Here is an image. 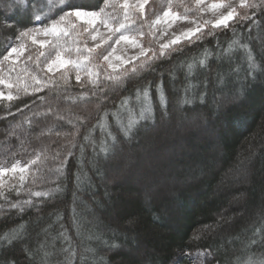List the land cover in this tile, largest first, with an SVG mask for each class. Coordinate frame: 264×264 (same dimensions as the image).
Returning <instances> with one entry per match:
<instances>
[{
  "label": "trees",
  "instance_id": "obj_1",
  "mask_svg": "<svg viewBox=\"0 0 264 264\" xmlns=\"http://www.w3.org/2000/svg\"><path fill=\"white\" fill-rule=\"evenodd\" d=\"M8 3L0 0V57L18 43L19 30L33 26L19 14L7 16L16 22L13 27L2 26ZM72 3L89 9L102 6V0ZM172 3L173 11L180 16L184 7H196L195 0ZM166 4L167 0H150L145 7L147 20L151 22L166 10ZM237 9L243 15L244 10ZM253 13V20L237 18L229 28L216 29L213 35H207L210 25L205 27L204 38L195 43L181 41V50L170 59L157 61L155 71L142 73L127 80L123 87L106 92L107 100L99 113L94 100L73 104L65 99V95L79 97L92 90L88 84L82 88L74 73H70L66 94L45 89L11 103L0 101V117H6L0 118V165L10 167L17 160L25 164L34 158L33 153L46 149L41 160L29 166L19 195L15 190L7 191V185L19 186L20 174H9L4 183L9 201L31 199L33 203L20 213L9 209L0 198L4 206L0 210V235L20 225L24 233V239L10 247L0 245V264L9 259L16 264H41L45 253L50 254L47 264H64L67 253L62 249L69 243L61 233L70 238L76 251L73 264H237V260L248 257L264 259V75L245 85L247 62L243 50L223 55L228 44L239 39L264 69V6L248 11L249 15ZM200 15L201 10L188 13L189 19H199ZM144 32L139 37L142 44L156 47V38L148 34L147 28ZM206 49L211 52L207 68L197 65L195 75L188 78L200 84L197 95L205 91L207 81L206 102L193 99L181 106L178 101L188 79L179 66L199 59ZM41 51L51 54L50 48L29 42L17 71L28 55L35 58ZM27 63L32 67L31 61ZM237 66L239 78L233 72ZM101 72V86L111 89V82L103 81V69ZM173 72L174 81L169 79ZM161 73L171 118L160 119L158 114L155 125H142L133 139L125 141L111 113L119 110L125 97H132L130 104L134 106L136 89L149 82L154 86ZM48 75L58 79L60 73ZM81 75L84 83L87 77ZM221 75L228 81L225 87L216 84ZM241 86L247 87L246 98L218 114L213 109L214 98L225 100ZM0 90L7 92L2 85ZM105 111L109 113L110 130L120 140L116 152L107 158L103 154L94 156L93 144L83 139ZM56 115L66 119L58 120ZM76 116L88 119L80 126L76 147L71 149L73 155L67 159L63 173H57L59 160L54 157L59 151L63 158L67 140L71 139L65 133L75 131L67 119ZM102 138L107 139L106 134L96 127L91 133L96 153ZM57 186L61 192L55 198L31 195ZM73 208L77 223L73 222ZM24 247L32 252L33 259L26 258ZM205 249L211 255L198 257L197 253Z\"/></svg>",
  "mask_w": 264,
  "mask_h": 264
},
{
  "label": "snow or ice",
  "instance_id": "obj_2",
  "mask_svg": "<svg viewBox=\"0 0 264 264\" xmlns=\"http://www.w3.org/2000/svg\"><path fill=\"white\" fill-rule=\"evenodd\" d=\"M149 0H102V6L96 9H89L72 3V0H9L5 10V21L2 26L13 27L16 23L7 18L8 14L22 15L27 17L33 26H25L18 31L16 40L18 43L11 46L6 54L0 57V85L7 89V92L0 90V101H8L21 99L22 96L35 95L45 89L49 91H61L67 93V86L70 83V73L75 74V80L80 83L83 88L85 84L91 85V92H83L79 97L65 95V99L75 104L78 100H94L95 109L99 113L101 105L107 100L106 92L115 91L123 87L127 80L134 77H139L142 73L155 71L153 65L157 61L170 59L172 54L181 50V41H187L189 44L202 40L205 36L203 29L209 27L207 35H213L216 29L229 28L230 23L236 21L237 18L242 21L253 20L255 13L248 14L250 9H259L264 6V0H239V8L244 10L243 15L238 11L237 7L232 5L231 0H221L220 3H212L211 8L227 7L229 10L226 14L221 13L219 17L212 21H204L203 24L196 23V20H190L188 13L190 11L200 12V5L204 0H195L196 7L190 9L184 7V14L178 15L173 11L172 0H167L165 5L166 10L157 15L155 19L149 22L145 14V5ZM183 6V5H181ZM55 14V18H53ZM186 20L196 24L195 28L181 32L179 35L173 33L174 38L165 43H160L155 40L156 47L149 44L145 47L139 40V37L145 35L144 28L148 29V34L153 38L156 37L155 27L157 25H165L162 34H166L167 29L172 23L177 20ZM137 20L140 21L137 24ZM251 26L249 27V31ZM199 33V34H198ZM235 35V33H234ZM44 37V39H37ZM89 41L94 42L89 47ZM38 44L42 49H51V54H46L44 51L33 58L32 55L26 57V62L23 67L17 71L18 62L21 56L27 51L28 43ZM131 45L138 49L135 56L123 57L117 54V46ZM237 49H242L246 63V75L243 77L245 85L249 82H255L258 75H264L262 69L256 62L251 50L246 44H241L239 39H234L228 44V47L223 50L224 56H230ZM100 50V51H97ZM211 52L205 50L199 59H193L186 65L181 64L179 67L184 70L185 78L188 79L195 75L197 65L201 68H207ZM41 57L44 60L41 61ZM28 61L32 62V67L28 66ZM119 61V64L114 63ZM139 61V63H135ZM127 65H131L127 67ZM103 81L111 82V89L107 85L102 84ZM111 69V72H108ZM63 70V71H61ZM59 72L58 79H53L48 74ZM235 76L239 78L240 68L237 66L233 70ZM15 73V75H12ZM87 77L84 83L82 75ZM118 73V74H117ZM233 73H230L231 76ZM164 74H160L159 82L154 86L149 82L142 88H137L134 94V106L130 104L132 97H125L119 106L117 112L111 113L115 120L116 128L119 136L125 141L133 139L139 132L142 125H155L158 119L171 118L169 109V97L166 95ZM169 79L175 80V73H169ZM228 81L221 75L216 81L218 87H225ZM205 91L197 95L196 89L200 87L199 83H192L188 79V83L183 88V96L178 103L183 106L192 103L193 99H199L201 103L206 102L207 96V81H204ZM153 88L155 91V101L153 100ZM247 95V87L241 86L225 100L214 98L213 109L219 114L227 110L229 106L239 104ZM51 113L52 110L49 109ZM12 115V113H8ZM109 113L105 111L100 120L91 129L88 134L84 135L85 141H90L94 147V156L103 154L105 158L114 154L120 144L117 134H114L108 123ZM6 118V117H0ZM56 119L65 120V116L56 115ZM88 117L76 116L67 119V123L75 126V131L71 134L65 133V136L71 135V139L67 140L65 148L67 149L61 159V153L58 151L54 159L59 160V166L55 169L57 173H63L67 159L73 155L71 149L76 147V137L80 134V126L85 124ZM99 127L106 134L107 139H101L99 145V153L95 152V141L91 140V133ZM51 131V130H50ZM43 151H46L44 149ZM42 152L33 153V159L25 164L20 161H15L10 167L0 165V198H3L9 205V209H16L23 213L25 207L32 206V200L9 201L5 194L4 177L6 174L15 175L20 173L17 184L7 185V191L15 190L16 194H20L26 180V173L30 165H36L41 160ZM77 181H80V176H77ZM61 192V188L57 186L49 191H36L31 195L35 197L55 198ZM4 208L0 205V210ZM74 223L75 208H73ZM58 219H62L59 217ZM68 241L69 247L62 249L67 253L64 264H73L76 251L71 247L69 237L61 233ZM199 239V237H196ZM24 239L23 225L9 230L7 233L0 235V245L10 247L14 242ZM251 243H256L252 241ZM26 258L33 259L32 252L24 247ZM85 251H92L85 249ZM50 254L45 253L42 257L41 264H47V258ZM211 251L208 249L201 250L197 256H209ZM4 264H16L12 259L4 261ZM203 264V262H201ZM237 264H264V259H255L248 257L243 261L237 260Z\"/></svg>",
  "mask_w": 264,
  "mask_h": 264
},
{
  "label": "rangeland",
  "instance_id": "obj_3",
  "mask_svg": "<svg viewBox=\"0 0 264 264\" xmlns=\"http://www.w3.org/2000/svg\"><path fill=\"white\" fill-rule=\"evenodd\" d=\"M220 2L221 0H204V3L199 6L201 8V15L199 19H189V21L196 20V23H199V24H203L204 21L215 22V20L219 17L221 13L226 14L227 11L229 10L227 7L218 8L216 10H213L211 8L212 3H220ZM231 2L233 6L237 8L239 7V0H231ZM225 3H227V0H225ZM189 21L182 20V19L175 21L174 23H172L171 27L167 29L166 34H162L165 25L163 24L157 25L155 27L156 40H159L160 43H165L169 41L170 39L174 38L173 33H175L176 35H179L183 31H187L188 29L195 28L196 24L191 23ZM37 39H44V37H37ZM88 43H89V46L91 47L94 42L89 41ZM137 52H138V49L133 48L131 45H124L122 43L121 45L117 46V54L125 58L135 56ZM114 63L119 64V61H114ZM17 174H20V173L18 172ZM8 175L9 174H6V176L4 177V183L7 181Z\"/></svg>",
  "mask_w": 264,
  "mask_h": 264
}]
</instances>
